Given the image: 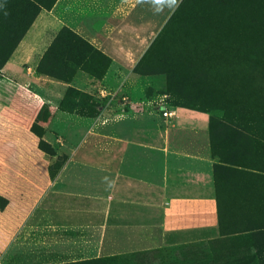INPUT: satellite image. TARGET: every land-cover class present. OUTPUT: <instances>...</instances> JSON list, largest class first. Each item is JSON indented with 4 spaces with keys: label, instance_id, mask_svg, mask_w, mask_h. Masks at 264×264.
Masks as SVG:
<instances>
[{
    "label": "rangeland",
    "instance_id": "obj_1",
    "mask_svg": "<svg viewBox=\"0 0 264 264\" xmlns=\"http://www.w3.org/2000/svg\"><path fill=\"white\" fill-rule=\"evenodd\" d=\"M56 2L0 0V39L15 46L27 36L36 57L30 91L46 100L34 130L59 182L57 206L77 201L67 192L100 195L119 174L139 179L135 164L167 159L158 149L119 152V132L135 130L145 142L170 130L171 178L219 200L217 226L94 264H264V0H110L153 27L125 56H115L119 43L100 48L59 22ZM94 125L101 135L92 138Z\"/></svg>",
    "mask_w": 264,
    "mask_h": 264
},
{
    "label": "crops",
    "instance_id": "obj_2",
    "mask_svg": "<svg viewBox=\"0 0 264 264\" xmlns=\"http://www.w3.org/2000/svg\"><path fill=\"white\" fill-rule=\"evenodd\" d=\"M110 3L57 0L53 8L57 20L76 35L100 48L119 43L115 56H125L131 52L127 43L147 41L153 27L123 18L120 8ZM14 41L9 35L0 39V264H94L111 251L154 248L166 244L168 234L217 226L215 191L171 178L178 170L168 160L174 151L170 130L161 132L162 140L156 142L139 140L143 131L119 132V152L131 147L158 149L167 159L135 164L144 171L139 179L130 181L119 174L112 190L107 187L100 195L67 192L77 201L57 206L59 182L33 128L46 100L30 91L29 73L36 57L27 36L15 46ZM95 125L87 136L101 135ZM113 201L121 208L117 212L111 209ZM129 203L140 209H122L121 204Z\"/></svg>",
    "mask_w": 264,
    "mask_h": 264
},
{
    "label": "trees",
    "instance_id": "obj_3",
    "mask_svg": "<svg viewBox=\"0 0 264 264\" xmlns=\"http://www.w3.org/2000/svg\"><path fill=\"white\" fill-rule=\"evenodd\" d=\"M78 36V35H77ZM62 105V104H61ZM79 107V104L78 103H76L75 105H73V110L71 111V112H73V111H75L77 108ZM44 110H45V106L43 107V109L41 110V112H40V114H39V120H40V115L42 114V113H44ZM34 127H35V125H34ZM33 127V128H34Z\"/></svg>",
    "mask_w": 264,
    "mask_h": 264
},
{
    "label": "built area",
    "instance_id": "obj_4",
    "mask_svg": "<svg viewBox=\"0 0 264 264\" xmlns=\"http://www.w3.org/2000/svg\"><path fill=\"white\" fill-rule=\"evenodd\" d=\"M163 113H164L165 116H171L172 115V112H170L168 109H165L163 111Z\"/></svg>",
    "mask_w": 264,
    "mask_h": 264
},
{
    "label": "snow or ice",
    "instance_id": "obj_5",
    "mask_svg": "<svg viewBox=\"0 0 264 264\" xmlns=\"http://www.w3.org/2000/svg\"><path fill=\"white\" fill-rule=\"evenodd\" d=\"M173 2H174V0H173Z\"/></svg>",
    "mask_w": 264,
    "mask_h": 264
}]
</instances>
